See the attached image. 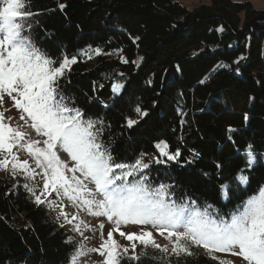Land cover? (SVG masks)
<instances>
[{"label": "trees", "instance_id": "obj_1", "mask_svg": "<svg viewBox=\"0 0 264 264\" xmlns=\"http://www.w3.org/2000/svg\"><path fill=\"white\" fill-rule=\"evenodd\" d=\"M31 10L39 13L32 18L36 43L53 58L77 56L61 88L86 119L103 121L101 142L114 162L131 165L144 153L150 189L169 185L178 204L195 201L196 210L211 208L220 216L259 194L264 9L231 0L192 9L176 0H31ZM140 57L139 66L132 63ZM137 106L148 115L137 116ZM128 118L139 123L129 129ZM160 141L169 145L167 151L180 150L179 164L155 163ZM248 145L256 156L251 168ZM238 174L248 183L240 184ZM78 245L22 185L0 178V264H70ZM194 253L180 264H218ZM161 255L146 252L138 262L125 256L120 264H177Z\"/></svg>", "mask_w": 264, "mask_h": 264}, {"label": "snow or ice", "instance_id": "obj_2", "mask_svg": "<svg viewBox=\"0 0 264 264\" xmlns=\"http://www.w3.org/2000/svg\"><path fill=\"white\" fill-rule=\"evenodd\" d=\"M58 7L63 10L65 4L59 3ZM36 15L39 13L31 10V0H0V107H3L7 96L13 102L12 107L21 113L19 119L24 121V124L12 127L5 122L12 119L4 116V111L9 109L0 111V171H10L13 178L18 172L25 179H35L39 175L42 180L39 194L27 183L23 185L24 189L37 206L47 202L49 208L59 209L57 219L62 217L66 224L76 221L78 212L82 211L93 217H105L112 223L106 239L103 236L104 224L99 225V247L85 250L82 244L78 245L70 264H77L78 258L86 252L98 254L101 257L98 264H120L125 256L132 262H138L145 253L137 254V243L158 251L162 254L159 259L170 257L177 264L183 257L195 254L193 247L202 248L218 264H234V261L222 260L215 253L230 254L245 264H264V187L259 189L258 195L244 201L226 221L222 217L211 216L207 210H196L195 201L191 206L178 204L168 191L169 185L161 184L150 189L146 183L148 177L143 174L149 168V163L143 159L144 153L131 165L114 162L101 142L103 121L86 119L81 108L61 88L66 72H70L71 66L78 62L77 56L53 58L39 46L31 35L32 18ZM82 54L92 58V54L86 51ZM101 54L100 49H95V55ZM142 59L140 57L132 63L139 66ZM243 59L241 56L234 63L238 64ZM121 62L128 63L123 57ZM119 91L118 87L113 88L114 93L119 94ZM135 113L140 118L148 115L139 106ZM244 119L247 121V115ZM138 123V120L128 118L126 127L131 129ZM25 128L44 139L31 138V134L23 130ZM229 131L234 130L229 128ZM40 144L43 146L38 147ZM155 148L159 152V157H152L156 164L181 162L180 150L167 151L169 145L165 141L157 143ZM14 149L26 151L35 168L27 159L20 160ZM61 152L66 153L69 159H62ZM245 155L247 166L251 168L256 162L251 145H248ZM216 166L221 167L220 164ZM137 172L142 173L139 179L135 183L129 181V177ZM236 179L242 185L248 183L246 175L238 174ZM53 196L54 199H49ZM64 200L78 210L71 219L64 211ZM129 223L150 226L171 247L157 243L153 232L143 227L138 233L122 231L121 225ZM73 231L83 236L80 224L73 225ZM114 232L128 241L129 246L118 244L113 238Z\"/></svg>", "mask_w": 264, "mask_h": 264}, {"label": "rangeland", "instance_id": "obj_3", "mask_svg": "<svg viewBox=\"0 0 264 264\" xmlns=\"http://www.w3.org/2000/svg\"><path fill=\"white\" fill-rule=\"evenodd\" d=\"M179 4L187 7L188 9L195 8L199 5L202 4H209V0H176ZM233 2H249L252 7L256 10L264 9V1L263 0H231ZM140 51H138V55L140 56ZM12 100L8 98L7 96L4 97V103L3 107H0V111H4V109H9V111H4V116L7 117H12L11 120H5L6 123L10 124L12 127H17L18 125L24 124V121H21L19 119L20 112L12 107ZM25 131H28L31 134V138L37 139V140H43V137H39L35 134V132L31 129L25 128L23 129ZM38 147H42L43 145H37ZM16 152L20 160L27 159L29 161V164L31 167L35 168V164L32 160L31 157L28 156L27 152L24 150H19L17 151L16 149L13 150ZM60 156L64 160H68L69 158L67 157L66 153H60ZM149 158L144 157V161L148 162ZM71 165V162H70ZM10 168V166H9ZM130 170V169H129ZM37 172H39V169H36ZM119 171V170H118ZM69 175H71L69 173ZM77 175H79L77 173ZM140 177V174L134 173L133 177H129V181L135 183L136 180H138ZM0 178L7 179L10 182H13L18 185H24L25 183L29 184L30 187H34L36 189L37 194H39L40 189L42 188V180L39 175L35 177V179H25L24 175L20 172L17 173L15 178L11 175L10 171H0ZM89 187H94L93 185H89ZM49 199H54L53 197H49ZM64 211L69 214V219H71L72 214H76L78 210L75 207H72L69 205L67 200H64ZM46 212L50 218V220L57 226L60 227L61 224H65L63 227L64 230H66L70 236L75 239L79 245H83L85 250L93 247H99V244L101 242V229L99 228V225L101 223L104 224L103 228V236L106 239L107 238V232L113 227L112 223L108 222L105 217H93L91 215H88L86 211L78 212V219L76 221H73L72 224H66L63 218L61 217L59 220L57 219L59 209L53 210L52 208H49L47 205V202L43 204ZM207 210V212L213 216V217H222L224 220H229L231 216L234 214V212H231L228 214V216H220L215 210L211 208H204L200 210V212H204ZM83 221V223H81ZM75 224H80V230L83 233V236L80 235V233H77L73 231V225ZM144 228L145 230L152 231L153 235L156 239V242L161 244V245H167L169 248L171 247L170 244L166 240H164L162 237L156 234V230L152 229L150 226H140V225H135V224H127V225H121V230L124 232H140L141 228ZM62 228V227H61ZM84 237H87L85 239ZM113 238L117 241L118 244L121 246H129V242L126 241L123 237H121L118 233L114 232L113 233ZM156 251L151 246L144 248V246L140 245L137 243V249L136 252L139 254L140 252H153ZM193 252H197L199 254L205 255L209 259H211L202 248H192ZM158 252V251H157ZM129 255H131V252H129ZM216 256H218L222 260L226 261H234V264H245L241 259L232 257L230 254L226 253H215ZM101 260V257H99L98 254L96 253H87L81 257L78 258L77 264H98V262ZM212 261L218 263L217 260Z\"/></svg>", "mask_w": 264, "mask_h": 264}]
</instances>
